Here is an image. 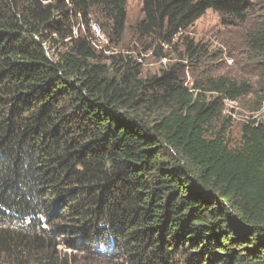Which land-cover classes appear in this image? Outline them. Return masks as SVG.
Returning a JSON list of instances; mask_svg holds the SVG:
<instances>
[{
  "label": "trees",
  "instance_id": "trees-1",
  "mask_svg": "<svg viewBox=\"0 0 264 264\" xmlns=\"http://www.w3.org/2000/svg\"><path fill=\"white\" fill-rule=\"evenodd\" d=\"M128 1L0 0V264H264V121L234 147L214 125L251 85L206 75L191 90L182 61L144 76L98 51L92 17L119 45ZM141 3L140 39L191 63L211 56L197 19L254 7ZM248 37L264 54V27Z\"/></svg>",
  "mask_w": 264,
  "mask_h": 264
},
{
  "label": "rangeland",
  "instance_id": "rangeland-1",
  "mask_svg": "<svg viewBox=\"0 0 264 264\" xmlns=\"http://www.w3.org/2000/svg\"><path fill=\"white\" fill-rule=\"evenodd\" d=\"M253 9L249 12L248 19L240 23L238 21L223 23L222 14L209 9L205 15L195 21L189 29V35L195 42L207 47L211 54L201 62H188L180 59V53L184 49L173 46H164L167 56L157 55V48H148L138 36L135 24L143 17L141 0L128 1L127 30L119 45L111 42L106 33H103L101 41L97 42L96 49L105 55L131 56L133 60L142 64L143 75H159L162 69L169 64L182 61L186 65V84L191 90L203 80L206 75L227 76L238 82L246 81L251 85L252 92L237 99L236 104L224 103L222 116L215 122V126L221 127L227 122V138L231 145L239 146L242 139V127L244 123L251 121L262 103L260 96L264 95V54L254 52L250 47L249 34L264 27V0H251ZM92 21L98 20L92 17ZM99 23V22H98ZM92 28V27H91ZM52 54V53H50ZM264 121V116L260 117ZM102 264H108L110 258H102ZM112 264H122L119 259H111Z\"/></svg>",
  "mask_w": 264,
  "mask_h": 264
},
{
  "label": "built area",
  "instance_id": "built-area-1",
  "mask_svg": "<svg viewBox=\"0 0 264 264\" xmlns=\"http://www.w3.org/2000/svg\"><path fill=\"white\" fill-rule=\"evenodd\" d=\"M91 27H92L93 34L95 36V38L93 39V44L95 45V47H97V42L101 41L100 38H103V33H102L100 25L96 21L91 22ZM224 103L236 104L237 99H230L226 97L224 98ZM254 114H255L254 116L252 114V117L250 120H255L256 122L260 120L261 116H264V100L262 101L260 105V109Z\"/></svg>",
  "mask_w": 264,
  "mask_h": 264
}]
</instances>
